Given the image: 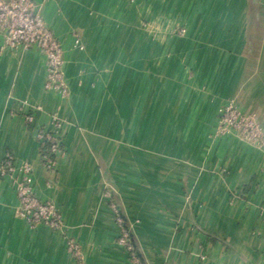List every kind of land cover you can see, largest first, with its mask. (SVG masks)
<instances>
[{"label": "crops", "instance_id": "0c3cea01", "mask_svg": "<svg viewBox=\"0 0 264 264\" xmlns=\"http://www.w3.org/2000/svg\"><path fill=\"white\" fill-rule=\"evenodd\" d=\"M32 1L64 50L69 96L45 91L43 54L0 37V166L7 154L31 166L82 260L18 218V174H0V264H132L110 189L145 264H264V152L218 134L229 101L264 129V0ZM54 116L49 171L36 129Z\"/></svg>", "mask_w": 264, "mask_h": 264}, {"label": "built area", "instance_id": "2783aa9c", "mask_svg": "<svg viewBox=\"0 0 264 264\" xmlns=\"http://www.w3.org/2000/svg\"><path fill=\"white\" fill-rule=\"evenodd\" d=\"M0 37L2 50L23 53L38 50L43 54L47 62L45 91L63 98L69 96L64 71V50L46 24L37 4L32 0H0ZM77 45L80 46L79 41ZM25 119L29 125H34L33 114H27ZM61 129L62 123L56 116L53 117L52 129H36L41 145L42 165L49 171L57 167V160L62 152ZM218 134L220 136L234 135L246 144L264 152V129L255 116L243 113L233 101H229L219 110ZM0 174L4 177H14L18 174L16 179L18 218L26 222L30 228L43 227L62 234L68 252L81 261V246L68 235L67 225L58 205L54 201H43L37 196L31 166L29 164L18 166L13 155L7 154L0 166ZM114 193V189H110L106 196L111 199V208L119 228L118 244L128 252L132 264H145L137 254L130 225L113 201Z\"/></svg>", "mask_w": 264, "mask_h": 264}, {"label": "water", "instance_id": "95a60500", "mask_svg": "<svg viewBox=\"0 0 264 264\" xmlns=\"http://www.w3.org/2000/svg\"><path fill=\"white\" fill-rule=\"evenodd\" d=\"M135 244V243H134ZM136 246V245H135Z\"/></svg>", "mask_w": 264, "mask_h": 264}]
</instances>
